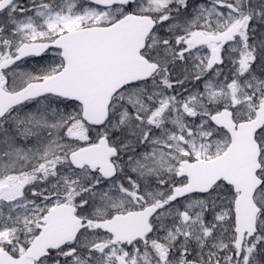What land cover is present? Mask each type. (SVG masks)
<instances>
[{
    "label": "snow or ice",
    "instance_id": "obj_1",
    "mask_svg": "<svg viewBox=\"0 0 264 264\" xmlns=\"http://www.w3.org/2000/svg\"><path fill=\"white\" fill-rule=\"evenodd\" d=\"M0 264H264V0H0Z\"/></svg>",
    "mask_w": 264,
    "mask_h": 264
}]
</instances>
